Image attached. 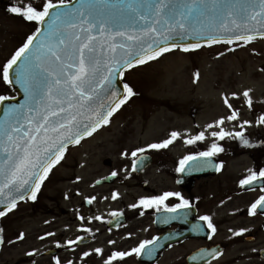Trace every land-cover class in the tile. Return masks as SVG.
Here are the masks:
<instances>
[{"label":"snow or ice","instance_id":"1","mask_svg":"<svg viewBox=\"0 0 264 264\" xmlns=\"http://www.w3.org/2000/svg\"><path fill=\"white\" fill-rule=\"evenodd\" d=\"M8 10L31 22L34 29L26 34L10 57L0 63V82L15 91V95L0 94V205H3L0 217L16 209L18 201L29 198L35 201L43 182L64 159L69 145L80 144L82 139L108 125L113 114L135 95L128 83L123 84L122 91L117 89V78L124 76L125 69L173 49L187 52L220 43L238 47L237 42L247 45L258 37L264 38V0H39V3L28 0L22 6L10 5ZM198 78L197 70L194 80ZM250 93L251 89H245L242 95L252 108L254 100ZM240 95L239 92L223 94L230 114L206 125L207 129H219L210 132L211 137L217 139L204 151L184 155L177 172L183 173L186 165L189 172L213 166L212 158L225 151L217 140L238 138L242 146H252L244 128L253 121L240 120L238 131L235 126L231 130L224 127L226 121L239 119V112L229 97ZM18 96H22V100L13 102ZM255 123L264 125V114ZM179 136L181 133L174 130L167 139L135 147L130 152L124 149L121 155L132 157L135 171L138 164L143 163L147 149L166 148ZM205 139V131L185 137L188 144ZM259 143L264 144V141ZM110 175L115 177L117 172L114 170ZM239 185L246 190L257 186L264 193V167L248 170ZM119 196L118 191H113L111 198L115 200ZM170 197L179 198V202L168 204ZM85 200L91 204L96 197L87 196ZM161 206L171 214L163 223H168L169 219H186L193 208L192 201L176 191L144 195L128 207L141 209L143 215L144 210ZM248 212L264 214V194L250 204ZM122 215V210L111 212V222L116 227L120 226ZM79 219L104 221L105 217L80 215ZM199 219L206 224L193 225V230L207 229L211 239L217 231L213 218L205 214ZM79 228L89 234L99 231L85 223ZM108 231H112L111 227ZM230 231L239 236L248 229ZM24 235L20 232L15 240H22ZM52 235L44 233V237ZM126 235L131 237L132 233ZM83 239L77 235L64 244L75 246ZM3 242L4 236L0 234V244ZM55 243L61 246L59 240ZM108 243L115 245L113 240ZM160 247L163 245L158 236L143 239L127 250H113L105 264H120L132 255L152 257ZM36 251L32 249L28 254ZM102 251L97 247L81 255L88 257ZM219 255L221 250L204 248L193 259L209 264L210 259ZM53 259L55 264H61L59 257Z\"/></svg>","mask_w":264,"mask_h":264},{"label":"rangeland","instance_id":"2","mask_svg":"<svg viewBox=\"0 0 264 264\" xmlns=\"http://www.w3.org/2000/svg\"><path fill=\"white\" fill-rule=\"evenodd\" d=\"M27 2L28 0H0V63L10 57L16 46L30 32V24L22 16L8 10L10 5L22 6ZM34 2L39 3V0ZM33 27L31 23V28ZM237 44L240 46L225 43L203 45L187 52L173 49L144 64L126 69L124 83L133 87L135 95L117 110L108 125L82 139L80 144L68 148L64 159L43 182L34 203L23 202L16 210L0 219L4 236L0 247V264H55L53 257H59L61 264H66L67 261H72V264H105L106 256H95L91 253L88 257H82V252L93 249L95 244L78 247L64 244V238L67 239L69 235L61 241L63 256H44L43 252L53 244L47 238L41 239L46 230L44 221L50 222L48 216L51 215L48 212H52L48 209L56 213H52L53 215H58V206L68 208L70 205L80 204L83 198L95 191L94 180L112 169L125 174L128 156L121 155L124 149L130 152L135 147H144L149 143L167 139L174 130L179 131L181 136L168 147L147 149L146 152L154 157H171L183 156L197 148L205 149L206 142L217 139L211 137L210 132L219 130L215 127L207 129L206 125L220 116L230 114L223 102V94L231 92L241 93L238 98L229 97L233 107L239 112V119L226 121L224 127L231 130L235 126L238 131L240 120L253 121L251 125L245 126L244 134L252 143H258L261 150L257 147L249 151L243 146L242 149L237 148L241 145L238 138L226 137L224 140H217L225 149L221 155L227 153L222 157L224 169L218 175L199 181L197 189L207 190L202 200V211L211 213L215 223L220 224L212 242L220 241L225 246V253L213 264H264V258H260L256 252L258 248H264V224H260V216L247 217L243 210L248 200L254 198L258 192L245 198L237 190L241 176L248 170L264 167V162L258 156L264 152V144L259 143L264 141V125L255 123L264 114V38H257L247 45L242 42ZM197 70L199 78L194 80ZM245 89H251L250 94L254 100L252 108L247 106L242 95ZM0 94L11 95L12 90L0 82ZM199 131H205V140L186 143L185 137ZM244 151L255 155L253 163H249L247 153L235 156L236 153ZM228 157L232 159L229 160ZM105 158H110V165L103 163ZM236 162L240 165L235 171ZM155 167L156 161L150 169V183L160 185L161 177L152 172ZM244 167L246 171H243ZM77 176L81 179L77 180ZM143 179V176L139 179L137 187H134L137 180L129 179V194L142 193L140 182ZM65 193L67 197L63 195ZM101 208H105V205ZM67 218L68 214H63L61 219L64 224L68 223ZM59 222L60 220L57 221ZM69 226L67 230L71 231ZM93 226L91 222V227ZM232 226L248 229L246 233L253 235L254 239L245 241L241 237L239 240L233 238L232 231L228 230ZM18 231L25 233L22 240H15ZM9 240L14 242L8 243ZM199 243L187 242L174 251L170 250L159 264L183 262V255ZM32 249L37 251L29 255ZM120 264L140 263L135 258H125Z\"/></svg>","mask_w":264,"mask_h":264},{"label":"flooded vegetation","instance_id":"3","mask_svg":"<svg viewBox=\"0 0 264 264\" xmlns=\"http://www.w3.org/2000/svg\"><path fill=\"white\" fill-rule=\"evenodd\" d=\"M260 159L263 160V157H260ZM127 160L128 165L126 167L125 174L117 172V175L115 177L112 176L111 181L107 183L98 184V181L95 182V191L93 192V196L96 197V200L93 201L95 205L92 206L87 203L86 200H84L82 204L70 205L68 208L58 206V215H53L52 213H56L53 212L50 208L48 209V211H51L52 213L48 212V214L51 216H48L50 222H46L45 233L49 232L53 233V235L47 236L45 238L52 241L53 244L46 249V251L43 253L44 256H63L60 246H57L55 242L57 240L61 242L63 237L68 235V237H70V235L71 237H67V240L75 239L77 235H81L84 237L83 241L77 242L76 245L78 246L82 245L84 243V240H87L88 243H94L99 248H102V253L97 254V256H108L115 249L127 250L138 243L140 240L151 239L153 236L167 235L168 233H171L169 234V237H165L163 239V242L167 245L161 253L159 252V256H166L167 252H169L170 250L174 251L175 248H180L187 242H200L191 250L202 246L210 247L213 245L212 237L211 239H209V235L204 238L197 237L196 231L195 233L194 231L192 233V231L188 229L189 224H192V211L186 219H169L168 223H163V219L169 218L171 216V214H167L162 217L158 223H156L155 213L157 211H167V209H164L163 206H161L160 209L153 208L144 210L143 215L140 214L141 209H132L128 207L129 205L136 203L141 196L157 195L165 191H176L180 192L185 198H188L192 201V204L195 207V217H201L203 216V214H207L202 211V200L203 197L206 196L207 190L202 188L197 189L199 177H197L194 173H190V175L185 178L180 177L181 173L176 171L177 167L179 166L180 158L169 156H152L151 164L147 165L140 173H135L132 170V158L130 160V163L129 158H127ZM155 161V171L152 172L156 176L161 177V179L163 180L161 185H152L151 183H149L150 169ZM103 163L110 165L111 161L105 159ZM112 171L114 170L112 169L108 173L98 176L96 180L109 178ZM129 173H131V175H129ZM142 176L144 177V179L140 182L142 193L138 192L135 194H129V179L137 180L135 182L136 184L134 185V187H137L138 181ZM113 191H118L120 193V196L115 200L111 198ZM238 191V193L240 195H243L245 198H249L252 192L251 190ZM259 192V195H261V190H259ZM73 196H75V194ZM209 197L212 198L211 194H209ZM166 202L170 205L178 203L179 198L170 197ZM102 205H105V208H103V210L100 209ZM83 206H85L86 208H90L92 206L91 210L95 206L94 210H92L93 212H95V215L92 216L103 215L105 217V220H85L83 222L80 221V215L86 217V213L83 211ZM99 210L103 214L98 213ZM113 210L123 211V215L119 217V227H116L115 224L111 222L113 219L111 217V212ZM63 214H68L67 222L70 226L68 225V223H63L61 219ZM59 220L60 222L57 223V221ZM91 222H93L94 224L92 228L99 229L98 232L94 231L93 233L89 234L79 228V225L81 223H85L89 227H91ZM68 226L71 231L67 230ZM109 227H111L112 231H108ZM129 232L132 233L131 237L126 235ZM109 240L115 241V245H110L108 243ZM183 262L184 264H186L185 261ZM180 264L182 263L180 262Z\"/></svg>","mask_w":264,"mask_h":264},{"label":"water","instance_id":"4","mask_svg":"<svg viewBox=\"0 0 264 264\" xmlns=\"http://www.w3.org/2000/svg\"><path fill=\"white\" fill-rule=\"evenodd\" d=\"M117 89L118 90H123V88H122V86H121V82H120V79H119V77L117 78ZM17 88H18V86H16ZM22 96H18L17 98H16V101H13V102H19L20 100H22ZM0 208H3V205H0ZM145 259H149L148 261H151L152 260V257L151 258H146V257H144Z\"/></svg>","mask_w":264,"mask_h":264}]
</instances>
